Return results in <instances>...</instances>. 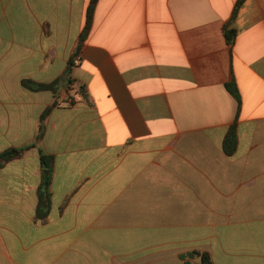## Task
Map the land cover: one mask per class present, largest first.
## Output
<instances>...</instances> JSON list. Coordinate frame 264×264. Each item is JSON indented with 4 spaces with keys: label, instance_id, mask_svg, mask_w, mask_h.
I'll return each instance as SVG.
<instances>
[{
    "label": "crops",
    "instance_id": "obj_1",
    "mask_svg": "<svg viewBox=\"0 0 264 264\" xmlns=\"http://www.w3.org/2000/svg\"><path fill=\"white\" fill-rule=\"evenodd\" d=\"M90 1L0 0V264H264V0Z\"/></svg>",
    "mask_w": 264,
    "mask_h": 264
},
{
    "label": "trees",
    "instance_id": "obj_2",
    "mask_svg": "<svg viewBox=\"0 0 264 264\" xmlns=\"http://www.w3.org/2000/svg\"><path fill=\"white\" fill-rule=\"evenodd\" d=\"M244 0H238L236 6L234 7V15H236V12L238 10V7L242 4ZM98 0H91L90 3L88 4V8L86 10V15H85V22L83 29L81 30L79 42L77 44V47L75 49V55L76 56L88 37L90 30L93 25V19H94V13H95V8L97 5ZM235 31L233 29H229L228 27H225V36L229 42H233L235 39ZM74 67V57L69 61L67 70H66V76H67V81L68 83H72L71 80V74L72 70ZM58 81L51 83V84H37L35 82L31 81H23V85L25 88H27L30 91L33 92H42V91H50L52 93H57L58 90ZM227 90L233 95V97L240 103V98H239V92L237 86H235V83H230L226 85ZM50 112L49 108H46V110L43 112V114L40 117L39 125H38V130L37 134L35 136L33 144L27 147L23 148H10L5 150L4 152L0 153V168L5 165L8 162H11L16 159H20L22 155L31 149L32 147H38L46 130L45 126V120L46 117L48 116ZM224 151L226 154L230 155L233 154L237 148V134H236V124L231 126L229 129L226 137H224ZM40 152V158H41V165L43 169V187L40 191V198L45 200L46 205L48 204V197H49V187L51 178H52V172H53V158L51 156L45 155V153L42 152L41 149H39ZM43 203V202H41ZM45 213L41 215V219H44ZM183 259V264H214L211 256L206 253V252H197L193 251L190 253H187L182 256Z\"/></svg>",
    "mask_w": 264,
    "mask_h": 264
},
{
    "label": "built area",
    "instance_id": "obj_3",
    "mask_svg": "<svg viewBox=\"0 0 264 264\" xmlns=\"http://www.w3.org/2000/svg\"><path fill=\"white\" fill-rule=\"evenodd\" d=\"M74 64H75V65L79 64V60H78V59H75V60H74Z\"/></svg>",
    "mask_w": 264,
    "mask_h": 264
}]
</instances>
